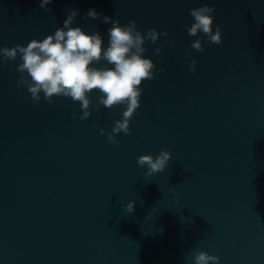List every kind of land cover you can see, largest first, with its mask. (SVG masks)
<instances>
[{"label": "water", "instance_id": "water-1", "mask_svg": "<svg viewBox=\"0 0 264 264\" xmlns=\"http://www.w3.org/2000/svg\"><path fill=\"white\" fill-rule=\"evenodd\" d=\"M203 4L215 6L222 42L204 39L200 51L185 25ZM49 7L0 0V47L43 38L72 8L73 23L106 43L109 24L85 17L89 7L145 31L167 29L175 44L164 35L146 42L144 54L165 71L143 80L132 131L117 133L118 144L107 131L122 105L93 104L81 120L70 97L34 102L17 85L19 58H0V264H191L201 249L218 255L217 264H264V0ZM163 148L172 153L168 165L148 175L137 157ZM130 200L133 212L124 208Z\"/></svg>", "mask_w": 264, "mask_h": 264}, {"label": "clouds", "instance_id": "clouds-1", "mask_svg": "<svg viewBox=\"0 0 264 264\" xmlns=\"http://www.w3.org/2000/svg\"><path fill=\"white\" fill-rule=\"evenodd\" d=\"M41 8L50 11L52 0H38ZM79 12L72 8L66 15L61 26L43 38H32L27 44H15L0 47V58L16 60V68L20 75L18 86H26L34 102L43 97L51 102L55 96L70 97L80 102L81 120L92 113V105L98 111L100 106L111 108L122 105V116L115 120L113 128L107 131L110 141L118 144L117 133H130V122L140 106L141 87L144 79L158 77L165 68H157L155 61L146 52V42L156 44L159 37L164 35L175 44V40L168 36L167 29L158 31L155 27L142 30L137 27L135 19L128 23H121L115 18L102 14L95 7H89L85 17L100 18L109 24L107 28V42L100 31H86L81 25L73 21ZM215 6L203 4L190 9L193 22L185 25L187 32L197 38L191 42V47L203 51L204 39L213 43L222 42V29L215 24ZM253 14L256 15L255 10ZM163 45L154 48L155 53L162 52ZM190 54V53H188ZM163 59V56L159 57ZM196 59L189 63V68L195 71ZM95 93V99H93ZM77 113L73 112L75 118ZM101 134L106 132L100 127ZM172 153L163 148L158 154L144 153L137 157V163L145 167L147 174L164 170L168 165ZM135 200L124 205L128 212H133ZM220 257L206 250H197L192 257L191 264H217Z\"/></svg>", "mask_w": 264, "mask_h": 264}]
</instances>
